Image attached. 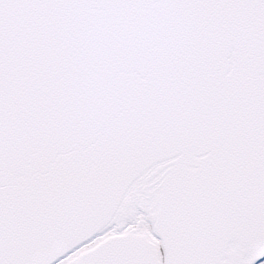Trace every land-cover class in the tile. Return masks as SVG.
<instances>
[{"label": "snow or ice", "instance_id": "6c2138e0", "mask_svg": "<svg viewBox=\"0 0 264 264\" xmlns=\"http://www.w3.org/2000/svg\"><path fill=\"white\" fill-rule=\"evenodd\" d=\"M0 264H264V0H0Z\"/></svg>", "mask_w": 264, "mask_h": 264}]
</instances>
